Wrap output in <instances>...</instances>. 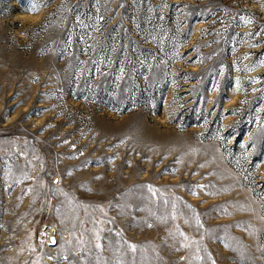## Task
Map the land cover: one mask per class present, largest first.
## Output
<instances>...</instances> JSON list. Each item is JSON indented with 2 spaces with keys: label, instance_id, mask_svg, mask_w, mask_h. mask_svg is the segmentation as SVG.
I'll return each mask as SVG.
<instances>
[{
  "label": "rangeland",
  "instance_id": "rangeland-1",
  "mask_svg": "<svg viewBox=\"0 0 264 264\" xmlns=\"http://www.w3.org/2000/svg\"><path fill=\"white\" fill-rule=\"evenodd\" d=\"M0 264H264V0H0Z\"/></svg>",
  "mask_w": 264,
  "mask_h": 264
}]
</instances>
